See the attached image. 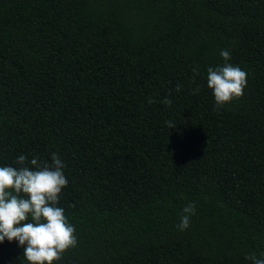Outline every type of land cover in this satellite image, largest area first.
Returning <instances> with one entry per match:
<instances>
[{"label":"trees","instance_id":"1","mask_svg":"<svg viewBox=\"0 0 264 264\" xmlns=\"http://www.w3.org/2000/svg\"><path fill=\"white\" fill-rule=\"evenodd\" d=\"M222 49L247 84L214 110ZM53 152L77 237L53 264H251L264 253V0H0V167ZM0 264L30 262L6 239Z\"/></svg>","mask_w":264,"mask_h":264},{"label":"clouds","instance_id":"2","mask_svg":"<svg viewBox=\"0 0 264 264\" xmlns=\"http://www.w3.org/2000/svg\"><path fill=\"white\" fill-rule=\"evenodd\" d=\"M222 65L207 68V85L215 98L214 110H219L234 98L244 94L247 84V73L239 66L228 61L230 52L222 49ZM195 77L199 68L192 69ZM183 86L176 85L179 92ZM193 94L200 91L197 86L191 89ZM148 103H155L151 97ZM163 104L171 106L172 100L165 97ZM169 128L176 125L165 121ZM28 157L19 155L15 161L19 167H0V243L17 241L23 248L24 258L30 264H53L61 259V254L77 245L76 229L64 215V210L58 207L62 189L68 184L64 174L66 164L56 152L51 153V163L41 161L39 157L32 158L26 166ZM9 189L13 191H8ZM196 213L194 201L188 202L181 210L179 223L176 227L184 231L190 227L191 216ZM29 214L31 221H28ZM264 253L257 256L251 252L245 258L251 264H264Z\"/></svg>","mask_w":264,"mask_h":264}]
</instances>
